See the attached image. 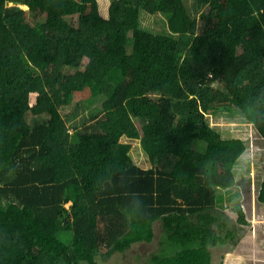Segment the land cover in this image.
Returning <instances> with one entry per match:
<instances>
[{
    "label": "trees",
    "instance_id": "obj_1",
    "mask_svg": "<svg viewBox=\"0 0 264 264\" xmlns=\"http://www.w3.org/2000/svg\"><path fill=\"white\" fill-rule=\"evenodd\" d=\"M85 93L107 99L72 133L63 110ZM235 109L264 138V0H0V264H99L159 229L148 264L235 251L249 223L217 190L247 146L206 120Z\"/></svg>",
    "mask_w": 264,
    "mask_h": 264
},
{
    "label": "rangeland",
    "instance_id": "obj_2",
    "mask_svg": "<svg viewBox=\"0 0 264 264\" xmlns=\"http://www.w3.org/2000/svg\"><path fill=\"white\" fill-rule=\"evenodd\" d=\"M23 9L27 10V7ZM141 17L145 29L156 34L168 33L166 16L149 15L143 12ZM105 95L93 98L89 93H85L63 110L64 119L72 133L76 129L85 127L92 117L101 113L107 99ZM206 120L223 139H241L247 146L245 154L234 169L235 187L231 190L218 189L217 205L219 213L228 214L236 223L235 226L239 228H244L245 225L239 223V214L236 210L243 209L249 224L245 228L246 233L243 238H237L239 243L235 251L226 247H217L212 250L213 262L214 264H236L238 260V264H259L258 260H264V257L261 258V255H264V204L259 202L260 190L264 181V138L238 109L232 112L210 114ZM122 142L132 145L130 154L135 163L143 169H151V160L144 153L141 154L139 141H129L123 138ZM60 238L63 242L70 244L72 235L63 233ZM161 239L162 234L159 229L152 243L135 245L123 255L100 258L99 264H148L149 258L161 251ZM238 251L243 252L242 256L237 255ZM248 252L260 255L250 258L247 255Z\"/></svg>",
    "mask_w": 264,
    "mask_h": 264
}]
</instances>
